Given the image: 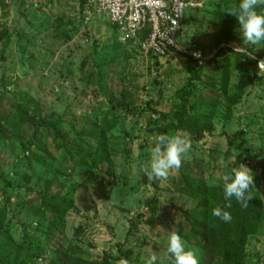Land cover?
Returning a JSON list of instances; mask_svg holds the SVG:
<instances>
[{
    "label": "rangeland",
    "instance_id": "1",
    "mask_svg": "<svg viewBox=\"0 0 264 264\" xmlns=\"http://www.w3.org/2000/svg\"><path fill=\"white\" fill-rule=\"evenodd\" d=\"M86 1L0 0V37L7 41L0 45V258L5 246L4 263L118 264L121 245L133 251L128 264L153 254L157 264H174L166 247L176 231L197 250L199 264H216L220 258H209L191 235L207 209L209 230L246 236L243 264H264V80L231 51L264 56V44L244 46L238 26L231 36L222 27V11L239 0H195L199 6L186 11L182 46L196 43L209 57L202 67L190 63L196 78L184 54H145L106 14L87 23ZM203 96L216 99L203 135L170 132L186 136L191 149L166 178L150 179L144 169L160 135L149 122L157 127V112L195 117ZM20 109L48 129L20 123ZM109 122L114 127L104 132ZM238 164L252 170V197L247 207L233 199L226 209L232 219L224 222L210 210L223 207L222 178ZM184 172L194 187L218 188L216 204L188 196ZM153 198L152 217L145 202ZM62 201L70 203L64 230L49 208Z\"/></svg>",
    "mask_w": 264,
    "mask_h": 264
},
{
    "label": "trees",
    "instance_id": "2",
    "mask_svg": "<svg viewBox=\"0 0 264 264\" xmlns=\"http://www.w3.org/2000/svg\"><path fill=\"white\" fill-rule=\"evenodd\" d=\"M260 8L264 9V5H261ZM221 25L222 27L224 25V28L227 30L229 36H231L232 34V28L238 26L236 18L226 13V11H222L221 13ZM1 38L2 37H0V45H2L3 47H6L7 41L3 42ZM223 40H226V39H223ZM197 46L200 47L199 45ZM221 51L223 52V50ZM231 51L232 53L237 54V60L240 62L242 66L246 67V69L250 70L251 67H254V69H256L255 64L252 61L244 60L247 57L246 53L236 51V50L234 51V49L233 50L231 49ZM247 51L252 54H255L258 57L260 56L264 57L262 56L261 53H256L253 49H248ZM187 59H189V70L191 73L194 74L196 78L197 73L191 67L190 63L193 64L196 68L202 67V66L201 64H199V62L196 59L192 57H187ZM255 77H256V74H255ZM221 82H222V86H221L222 92H224V95L227 97V87H228L227 77L222 76ZM215 100L209 99L203 96L202 102H203L204 107L202 110H200V114L196 115L195 117L194 116L188 117L186 112L185 113L179 112V114H174L173 117H170L166 113L157 112L160 117L159 119L154 120L153 123L154 124L156 123V125L157 124L158 125L156 128H153L152 123L150 121L149 128L151 131L158 132L159 135H162V134L168 135L170 132L181 130V131H188V132L197 134L198 136H202L204 132L202 130V126L207 127L208 124L211 122L212 117L215 114V111H216ZM21 109L19 110V113L17 115L20 123L28 124L33 121L34 123H42L45 126V130L48 129L47 123L44 122V120L41 121L40 118L38 119L35 116H28V114ZM113 124L114 123H110V122L106 124L104 126L105 128H103V131L107 132L108 130L112 129L114 127ZM55 129H56V125H55ZM245 133L246 131L242 130L237 135L240 137H243ZM244 144H245V139L242 138V140L240 141V145L244 146ZM239 157H241V155H239ZM263 173H264V166H263ZM190 174L192 173L184 172L182 174L181 183L183 186V191L187 193L188 196L203 201L204 206L207 202H209L210 205L216 204L214 200L218 199L216 192L219 189L218 188L217 189L208 188L206 186H201V185H196L194 187L190 182H193V181L195 182V180L189 177ZM189 178L191 179V181H189ZM157 200H158L157 198H153V199H147L145 202V207L151 212L152 217L155 216V213H156L155 207L158 204ZM219 201L221 202V204H223V206L225 205L226 201L224 200V195L219 196ZM49 208L51 212L53 213L54 218L56 219L59 229L64 230L65 214L70 208V203L65 202V201H62L60 203H50ZM208 209H210V206L208 207ZM207 211H208L207 209L203 211L204 213L199 215L198 220L195 222H192V226H191L193 229V232L191 234L192 237L198 238L200 240L197 244H199L204 249V251L207 253L209 258H212L215 256H218L220 258V260H218L216 264H243L245 262L246 255H247L246 250H245V244L247 240L246 236L243 235L241 239L234 240V239H228L227 235L223 233V230H221L222 232L220 231V229H214V228L209 230V228L207 227L208 225ZM210 212H212V210H210ZM2 215L3 213L0 212V227L3 226V216ZM254 217L257 219L262 217L261 209L257 211V214ZM149 222H150V219H149ZM213 223L214 221H212L210 225H213ZM130 233H131V230L128 231V234ZM3 247H4L3 255L6 257L9 254L8 253L9 247L8 248L5 246ZM120 251L123 254V258L126 260L131 258L132 253H133L131 249H127L126 251H123L121 248V245H120ZM4 256L0 258V264H18V262L4 263L3 262L5 261ZM93 264H101V261L97 260Z\"/></svg>",
    "mask_w": 264,
    "mask_h": 264
},
{
    "label": "clouds",
    "instance_id": "3",
    "mask_svg": "<svg viewBox=\"0 0 264 264\" xmlns=\"http://www.w3.org/2000/svg\"><path fill=\"white\" fill-rule=\"evenodd\" d=\"M261 5H264V0H239L236 7L226 12L236 18L244 46L255 47L264 44V9L260 8ZM190 149V140L182 134L158 136L144 169L145 174L150 179L166 178L170 170L180 167L182 159ZM222 183L226 203L223 207H214L211 214L224 222H230L232 216L226 209L231 207V201L234 199L241 207H247L252 197L249 195L250 187L253 186L252 170L244 164H238L223 176ZM166 255L174 264H199L197 250L189 247L182 235L176 231H171L167 237ZM157 261L158 257L153 254L148 256L143 264H157ZM118 264H128V261L122 258Z\"/></svg>",
    "mask_w": 264,
    "mask_h": 264
},
{
    "label": "built area",
    "instance_id": "4",
    "mask_svg": "<svg viewBox=\"0 0 264 264\" xmlns=\"http://www.w3.org/2000/svg\"><path fill=\"white\" fill-rule=\"evenodd\" d=\"M198 6L195 0H87L84 16L90 23L96 15L106 14L110 24L124 38L137 42L147 55L184 54L203 65L209 57L196 43L182 46L186 11ZM240 52L246 53L244 60L252 61L264 80V58L248 51Z\"/></svg>",
    "mask_w": 264,
    "mask_h": 264
}]
</instances>
